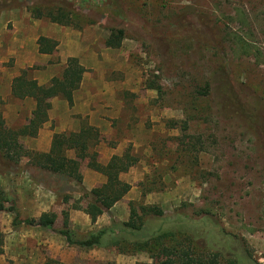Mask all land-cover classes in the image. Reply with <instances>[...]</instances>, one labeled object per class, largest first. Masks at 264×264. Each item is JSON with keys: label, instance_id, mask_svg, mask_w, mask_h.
Wrapping results in <instances>:
<instances>
[{"label": "rangeland", "instance_id": "1", "mask_svg": "<svg viewBox=\"0 0 264 264\" xmlns=\"http://www.w3.org/2000/svg\"><path fill=\"white\" fill-rule=\"evenodd\" d=\"M35 9L62 11L69 25L37 19ZM0 14L9 17V28L0 32L15 51L0 61V108L8 129L25 127L36 109L33 101L7 95L23 72L46 85L78 54L88 80L103 90L100 103L118 117L110 120L111 136L91 140L89 153L105 143L137 159L125 173L135 187L126 202L129 216L131 209L155 206L167 228L184 218L206 246L264 264V0H0ZM119 30L120 47H108ZM40 36L59 39L47 59L36 53ZM23 43L35 63L22 69ZM73 107L61 97L47 102L48 113L59 117ZM36 153L35 138L21 137L16 150L0 154L3 247H20V264H26V221H38L26 219L28 197L49 201V213L57 215L53 231L67 230L74 240L91 233L70 224L73 205H87L86 189L31 165L28 156ZM79 162L83 169L88 159ZM60 238L70 264L155 261L145 252L87 250Z\"/></svg>", "mask_w": 264, "mask_h": 264}, {"label": "trees", "instance_id": "2", "mask_svg": "<svg viewBox=\"0 0 264 264\" xmlns=\"http://www.w3.org/2000/svg\"><path fill=\"white\" fill-rule=\"evenodd\" d=\"M33 13L37 19L48 18L53 23L69 25V19L62 11L56 15L52 12L43 14L35 9ZM123 34V30H119L117 34L112 35V38L107 41V46L120 47ZM38 45L40 53L47 55L54 54L58 47L56 41L46 37H41ZM84 72V67L76 58L71 59L61 75L54 77L48 85H40L29 70L23 72L12 87V96L18 100L33 99L36 109L32 114L33 118L25 127L20 130H11L6 127L0 108V154L16 150L21 137L36 138L38 136L40 129L49 120L47 110L49 100L61 97L73 105L74 93L81 86ZM91 140L98 141L99 139L95 136L94 128L90 126H84L78 133L56 134L49 153H36L32 158L28 156V159L31 165L37 168L52 174L64 175L82 185L79 160L87 158L88 168L105 176L106 182L91 191L85 190L84 199L87 205L83 206L82 203L77 202L72 209L84 212L95 223L100 216L110 211L131 191L132 186L121 181L119 174L134 167L137 159L125 154L115 156L107 165H103L98 159L97 151L89 153ZM70 151L75 153L76 158L67 156V152ZM5 203V194L0 190V217ZM163 217L164 213L155 206H143L140 212L131 209L127 221L112 222L110 227L91 232L84 240H74L67 230L55 232L64 236L70 245L87 250L111 246L122 254L145 252L155 260L152 264H221L224 259L227 260V264H262L252 260L249 256L245 257V255L236 253H231L227 257L223 250L212 249L201 241L197 226L188 225L184 218H180L181 223H177L180 225L167 228ZM160 219H162L161 224L153 223ZM56 221V214L44 213L38 221L26 222L30 225L38 224L52 228ZM64 224L65 227L68 226L67 219ZM3 244L0 229V255L4 252ZM52 262L50 260L47 264H52ZM53 264H58V262L54 261Z\"/></svg>", "mask_w": 264, "mask_h": 264}, {"label": "crops", "instance_id": "3", "mask_svg": "<svg viewBox=\"0 0 264 264\" xmlns=\"http://www.w3.org/2000/svg\"><path fill=\"white\" fill-rule=\"evenodd\" d=\"M10 23L11 22L9 20V17H6L4 14H0L1 31L8 29ZM41 37H46L56 41L58 43L57 50L59 48V39H57L56 37L53 38L48 36H40L37 38L36 53L40 56L41 59H47L53 54L47 55L40 53L38 41ZM8 38L9 37H7V40L5 41L0 32V61H4L5 58L7 60L8 58L15 56L12 42H9ZM20 50V56L25 60L24 65H20V68L22 67L23 69L31 67L35 62L31 61L30 53H28V51L26 50V44H21L19 47V51ZM27 58L29 59L28 61L26 60ZM73 58H76L80 61L79 55L74 53L69 56V59L66 62V66ZM81 65L84 67L82 63ZM86 73L87 70H85L84 72L80 88L74 93V102L71 106H74L73 109L75 110V112L71 113V115L68 114L60 117L54 116L51 113L49 114L50 116L48 122L43 125V127L39 131L37 138H35L36 150L38 152L49 153L52 149L54 136L56 134H60L58 132H62V134L78 133L84 126H90L94 128L95 136L98 137V139L106 135L111 136L113 127L112 121L110 122V120H116L118 117H116L115 115L110 116L109 110L104 109L105 107L100 103L103 97L101 93L103 90L98 87L97 84H94L90 80H88ZM54 77H51L50 81ZM95 86H97L98 88V95L93 92L96 89ZM7 92V95H12V87ZM0 96H3V88L1 86ZM96 99L99 100L97 101ZM27 100L33 101L35 103L33 99ZM53 120H56V123L58 124H56V126L52 128L53 130H50ZM106 129L107 132L105 133ZM118 150L119 148L115 149L109 144L100 143L99 146H97V152L101 155L100 163L103 165H107L113 157L120 156L118 154ZM71 158H76L75 153L73 156H71ZM80 170L82 185L87 191L98 188L106 182L105 176L96 171H93L92 169L88 168V166L83 169L80 168ZM125 173L126 172H121L119 174L120 180L129 183L132 186L133 183L130 180L126 179ZM134 189L135 187L133 185V188L127 194V196L122 201L118 202L110 211L100 216L95 223H93L91 218L84 212L72 210L70 213V224L73 223L72 225H74L75 228L80 227L82 230L86 229L88 232H93L95 230L104 229L108 226L110 227L113 221H127L129 218V212L126 202L129 200V194H131ZM48 204V200L38 198L36 199L32 196L28 197V199H26V219L38 220L42 216V214L49 213V210L47 208ZM56 235L57 233L53 231L52 228L42 227L38 224L30 225L26 222V264H47V256H49V258L51 259H60L61 262L70 264V262H67L62 254V239L60 238V235L59 237ZM21 252L22 249L20 247H16L15 245L14 247H12L11 245L6 244L3 254L0 255V264H20L19 257H21Z\"/></svg>", "mask_w": 264, "mask_h": 264}]
</instances>
